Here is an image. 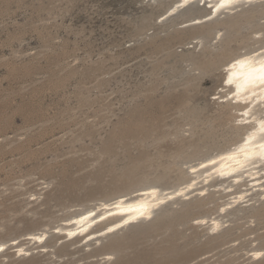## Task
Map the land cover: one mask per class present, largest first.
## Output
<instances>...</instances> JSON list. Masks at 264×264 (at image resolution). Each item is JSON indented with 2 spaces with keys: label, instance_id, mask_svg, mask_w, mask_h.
Masks as SVG:
<instances>
[{
  "label": "rangeland",
  "instance_id": "rangeland-1",
  "mask_svg": "<svg viewBox=\"0 0 264 264\" xmlns=\"http://www.w3.org/2000/svg\"><path fill=\"white\" fill-rule=\"evenodd\" d=\"M170 1L0 0V264H264L261 189L219 212L245 183L215 179L88 243L57 230L143 187L175 189L241 138L214 94L221 66L264 43V2L185 26L202 9L162 18Z\"/></svg>",
  "mask_w": 264,
  "mask_h": 264
},
{
  "label": "bare ground",
  "instance_id": "bare-ground-1",
  "mask_svg": "<svg viewBox=\"0 0 264 264\" xmlns=\"http://www.w3.org/2000/svg\"><path fill=\"white\" fill-rule=\"evenodd\" d=\"M193 1L195 0H179L168 13H176L180 6H186ZM262 1L264 2V0H235L230 5L218 7L220 4L218 0L214 3V11L210 18L226 11H234L245 4L256 5ZM220 36L219 31L217 37ZM262 63H264V43L237 55L223 67V71L230 69L225 84L233 85V88L221 98L241 102L235 112L236 122L250 123L239 141L228 149L188 164L191 179L175 189L155 185L146 186L131 194L101 202L64 220L57 226L63 240L80 244L88 243L98 236L113 233L142 221L147 222L156 211L175 198H186L193 192L204 194L209 184L215 179L224 181L222 187L230 191L235 186L245 183L239 192L233 193L220 206V213L246 200L256 188L261 189L260 195L264 196V147H262L264 146V131L261 130V123L264 122V83H261L259 78L254 81L249 79L250 71L259 69ZM214 95L218 97L219 93ZM203 221L208 223L210 232L218 231L225 223L218 216L203 218ZM46 236V231H42L31 234L30 239L32 243L40 244ZM3 247L4 243H0V252ZM24 250L21 248L18 253ZM258 255V250L252 251L254 258Z\"/></svg>",
  "mask_w": 264,
  "mask_h": 264
},
{
  "label": "water",
  "instance_id": "water-1",
  "mask_svg": "<svg viewBox=\"0 0 264 264\" xmlns=\"http://www.w3.org/2000/svg\"><path fill=\"white\" fill-rule=\"evenodd\" d=\"M167 0H159L160 3H166ZM179 2V0H172L170 1L167 6L165 7V10H164V13L162 15V18H165L164 15H166L177 3ZM215 2H218V0H204V1H199V0H195L191 3H189L188 5L186 6H180L178 8V10L176 11V13H173L172 15H168L167 17H170V16H174L176 15L178 12L180 11H183V10H186V9H194V8H198V9H202L199 13H196V14H193V15H189L188 17L185 18V21H183V25L185 26H188V25H191V24H203V23H207V22H211L215 19H218L220 17H223V16H226V15H229L231 13H235L237 12L238 10H240L241 8L243 7H250L252 6L253 4H245L241 7H239L238 9L234 10V11H226V12H223L221 14H218L217 16L215 17H211L210 18V15L213 13L214 11V7H215ZM263 2V1H262ZM261 2V3H262ZM198 19H201L200 21H197ZM197 21V22H196ZM219 32V30H216L215 32V37L217 38V33ZM202 43V42H201ZM249 49H244L242 50L239 54L241 53H245V51H247ZM238 54V55H239ZM237 55H235L234 57H236ZM230 58L226 63H224L222 66H221V74H222V78H221V82H220V86L216 89V92L215 93H219V96L218 97H215V100H220L222 103H231L232 105V112H234V118H233V122H236V113L237 112V106H239L241 104V102H235L233 101L232 99L231 100H223L221 98V96L225 93H227L231 88H233V85H227L225 84V80L227 78V75L229 73V70H226V71H223V67L226 65V64H229V62L234 58ZM222 86V87H221ZM239 125H241L245 131L246 127L250 125L249 122H244V123H240ZM243 131V133H244ZM243 133L241 135V137L243 136ZM235 144V143H234ZM215 154V153H214ZM141 223V222H140ZM138 224V223H136ZM132 225H135V224H132ZM121 230V229H120Z\"/></svg>",
  "mask_w": 264,
  "mask_h": 264
},
{
  "label": "snow or ice",
  "instance_id": "snow-or-ice-1",
  "mask_svg": "<svg viewBox=\"0 0 264 264\" xmlns=\"http://www.w3.org/2000/svg\"><path fill=\"white\" fill-rule=\"evenodd\" d=\"M234 2L235 0H220V4L218 5V7H224ZM257 78H259L261 83H264V63L260 65L259 69H252L249 73L250 80L254 81ZM261 130L264 131V122L261 123Z\"/></svg>",
  "mask_w": 264,
  "mask_h": 264
}]
</instances>
